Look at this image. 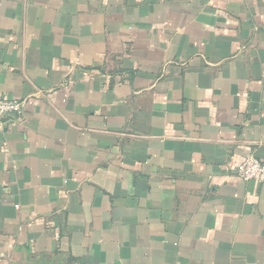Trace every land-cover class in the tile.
Instances as JSON below:
<instances>
[{"label":"crops","instance_id":"crops-1","mask_svg":"<svg viewBox=\"0 0 264 264\" xmlns=\"http://www.w3.org/2000/svg\"><path fill=\"white\" fill-rule=\"evenodd\" d=\"M0 264H264V0H0Z\"/></svg>","mask_w":264,"mask_h":264},{"label":"built area","instance_id":"built-area-1","mask_svg":"<svg viewBox=\"0 0 264 264\" xmlns=\"http://www.w3.org/2000/svg\"><path fill=\"white\" fill-rule=\"evenodd\" d=\"M25 105L23 101L0 96V120L12 115L23 114ZM236 172L245 182L264 183V162L253 155L246 157L238 164Z\"/></svg>","mask_w":264,"mask_h":264}]
</instances>
